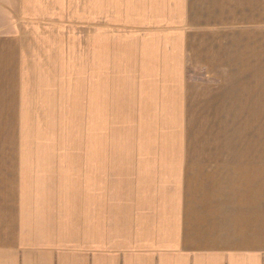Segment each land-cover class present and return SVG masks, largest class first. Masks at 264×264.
<instances>
[{"label": "crops", "instance_id": "crops-1", "mask_svg": "<svg viewBox=\"0 0 264 264\" xmlns=\"http://www.w3.org/2000/svg\"><path fill=\"white\" fill-rule=\"evenodd\" d=\"M50 2L0 0V264H264V149L196 146L239 107L219 94L254 84L264 0H141L156 16L120 35L92 21L87 104L61 24L28 76V23L65 11ZM68 82L91 148L61 147Z\"/></svg>", "mask_w": 264, "mask_h": 264}, {"label": "rangeland", "instance_id": "rangeland-1", "mask_svg": "<svg viewBox=\"0 0 264 264\" xmlns=\"http://www.w3.org/2000/svg\"><path fill=\"white\" fill-rule=\"evenodd\" d=\"M140 1L100 0L99 14H92L91 0H62V2L51 0L49 9L58 10L61 5L65 11L60 15L61 20L58 15L55 16L50 11L51 13L44 20H41L42 22L34 20L28 23L29 30L26 38L30 45L27 52H25V67L29 70H27L28 76L32 72L36 74L40 69L39 65H41L40 54H37L39 52L32 50H37L38 44L43 41V37L50 40V36H45L46 34L42 33L40 26L43 23L48 25L61 24L65 33L62 40L66 52H70V50L75 52V49L78 48L79 57L83 58L82 68L84 74L80 76L78 85L82 88L84 103H90L92 21H95L96 26H99L101 36L103 35L102 32L107 31L117 32L118 35L123 34L122 32L133 31V28H129L124 24L135 21V19H143L140 16L147 17L146 20L156 16L154 10L142 8L144 12H140L137 5H146V3L141 4ZM251 16L255 17V14L248 12L243 14L245 30L255 29V26L253 28L248 26ZM192 19L202 21V12H191ZM109 22L111 25H108ZM147 30L150 31L148 28ZM253 33L255 45L251 49L255 52L254 84L244 85L245 92L219 94L218 99L220 100L227 99L231 102V100L238 99L237 104L239 107L213 110L211 120L214 123L197 124V134L205 133L206 141L202 143L196 141V146L264 149V28L255 29ZM249 46L251 45L245 47ZM67 55L70 56V53ZM78 70L81 73L79 66ZM194 78L196 80L203 79L202 76H195ZM67 89L66 98L70 108L67 113H64V121L62 118L61 147L70 150L91 148V110L90 108H84L76 109L75 112V83L68 82ZM207 120L209 119H203L206 122ZM121 146H123V142H121Z\"/></svg>", "mask_w": 264, "mask_h": 264}]
</instances>
